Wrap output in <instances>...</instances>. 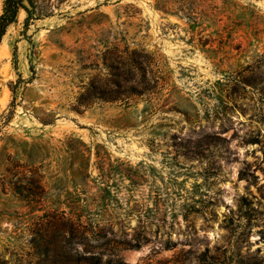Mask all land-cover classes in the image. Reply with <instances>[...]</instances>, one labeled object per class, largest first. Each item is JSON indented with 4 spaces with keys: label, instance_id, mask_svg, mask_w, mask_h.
Segmentation results:
<instances>
[{
    "label": "rangeland",
    "instance_id": "374dc122",
    "mask_svg": "<svg viewBox=\"0 0 264 264\" xmlns=\"http://www.w3.org/2000/svg\"><path fill=\"white\" fill-rule=\"evenodd\" d=\"M53 8L0 43V264H264V0Z\"/></svg>",
    "mask_w": 264,
    "mask_h": 264
},
{
    "label": "trees",
    "instance_id": "16d2710c",
    "mask_svg": "<svg viewBox=\"0 0 264 264\" xmlns=\"http://www.w3.org/2000/svg\"><path fill=\"white\" fill-rule=\"evenodd\" d=\"M62 1L48 0L47 3L43 4L37 2V0H3V10L0 14V43L8 26L18 19L21 8H25L28 11V16L26 17L28 22L32 18L54 14L53 5H59ZM94 259L96 264H102L101 258L97 257Z\"/></svg>",
    "mask_w": 264,
    "mask_h": 264
}]
</instances>
